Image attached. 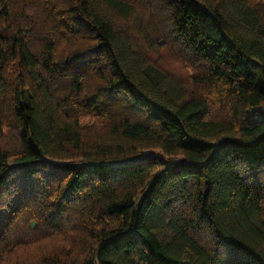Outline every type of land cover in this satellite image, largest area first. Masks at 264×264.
Masks as SVG:
<instances>
[{"label": "trees", "instance_id": "16d2710c", "mask_svg": "<svg viewBox=\"0 0 264 264\" xmlns=\"http://www.w3.org/2000/svg\"><path fill=\"white\" fill-rule=\"evenodd\" d=\"M262 108L264 0H0V264H264Z\"/></svg>", "mask_w": 264, "mask_h": 264}, {"label": "rangeland", "instance_id": "374dc122", "mask_svg": "<svg viewBox=\"0 0 264 264\" xmlns=\"http://www.w3.org/2000/svg\"><path fill=\"white\" fill-rule=\"evenodd\" d=\"M152 28L153 26H151V29ZM171 37L174 36L171 35ZM171 40L175 45L170 43L166 49L161 51L162 54L161 56L159 55V57L162 59L165 68H169L171 71L181 75L185 79L186 83H188L187 85L189 86L190 84V87L194 88L193 76L202 69V68L200 69L199 61L194 59H192L191 61L190 60L186 61L185 60L186 57H187L186 59L192 58L189 52L188 51L184 52L183 50H181V48L177 46V40H175L174 38H171ZM179 45L181 46L180 43ZM182 47H184L183 43H182ZM176 50H178L181 54V61L179 63L174 62V55H176ZM194 90L198 91L199 88L195 86ZM87 119L88 118H86L85 120Z\"/></svg>", "mask_w": 264, "mask_h": 264}, {"label": "built area", "instance_id": "2783aa9c", "mask_svg": "<svg viewBox=\"0 0 264 264\" xmlns=\"http://www.w3.org/2000/svg\"><path fill=\"white\" fill-rule=\"evenodd\" d=\"M262 109H264V108H262ZM144 156H145V157H147V156H153V154H151V153H146V154H144Z\"/></svg>", "mask_w": 264, "mask_h": 264}]
</instances>
